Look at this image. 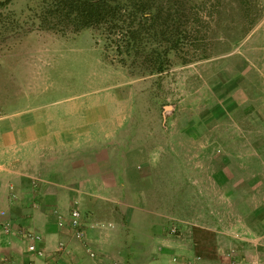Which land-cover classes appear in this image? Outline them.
I'll use <instances>...</instances> for the list:
<instances>
[{
    "label": "rangeland",
    "instance_id": "obj_1",
    "mask_svg": "<svg viewBox=\"0 0 264 264\" xmlns=\"http://www.w3.org/2000/svg\"><path fill=\"white\" fill-rule=\"evenodd\" d=\"M189 1L209 22V57L172 56L161 75L116 63L91 29L25 31L41 0L0 6V115L41 104L69 125L79 108L86 120L107 113L139 168L137 204L164 209L166 249L192 242L204 253L215 235L195 228L264 209V0Z\"/></svg>",
    "mask_w": 264,
    "mask_h": 264
},
{
    "label": "crops",
    "instance_id": "obj_2",
    "mask_svg": "<svg viewBox=\"0 0 264 264\" xmlns=\"http://www.w3.org/2000/svg\"><path fill=\"white\" fill-rule=\"evenodd\" d=\"M41 107L0 115V209L10 225L9 233L0 227V264H264V209H254L238 226L222 221L219 227L195 228L215 235L204 253L192 242L166 249L164 209L137 204L132 186L139 168L117 144L121 135L114 119L106 113L86 120L79 108L68 125ZM72 208L81 214L82 241L67 225ZM26 232L39 237L43 257L27 251ZM230 248L235 254L228 256ZM168 253L178 258L171 261Z\"/></svg>",
    "mask_w": 264,
    "mask_h": 264
},
{
    "label": "trees",
    "instance_id": "obj_3",
    "mask_svg": "<svg viewBox=\"0 0 264 264\" xmlns=\"http://www.w3.org/2000/svg\"><path fill=\"white\" fill-rule=\"evenodd\" d=\"M203 11L189 0H41L25 31L36 27L64 36L91 29L116 63L142 75H161L172 56L182 63L209 57L210 25Z\"/></svg>",
    "mask_w": 264,
    "mask_h": 264
},
{
    "label": "built area",
    "instance_id": "obj_4",
    "mask_svg": "<svg viewBox=\"0 0 264 264\" xmlns=\"http://www.w3.org/2000/svg\"><path fill=\"white\" fill-rule=\"evenodd\" d=\"M6 212L2 209H0V227L4 233L10 232V225L6 220H3L5 217ZM59 225H62V221L59 222ZM67 225L72 230L73 236L77 239L82 241L84 239L85 233H84V225L81 219V214L77 208H72L69 211L68 217H67ZM24 238L28 240L27 244V251L31 254H33L35 257L41 258L45 255V251L41 248H38L36 246V241L39 240V237L35 235L32 232H26L24 234ZM58 248H63V243L60 242L58 244ZM87 252L90 257H95V252L87 249ZM117 264V263H113Z\"/></svg>",
    "mask_w": 264,
    "mask_h": 264
}]
</instances>
